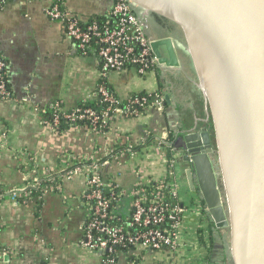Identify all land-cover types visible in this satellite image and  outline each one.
<instances>
[{
	"label": "crops",
	"instance_id": "crops-1",
	"mask_svg": "<svg viewBox=\"0 0 264 264\" xmlns=\"http://www.w3.org/2000/svg\"><path fill=\"white\" fill-rule=\"evenodd\" d=\"M50 1L9 0L0 9V56L10 92L9 99H0V264H99L97 254L81 244L89 215L82 173L58 175L59 185L45 188L40 197L11 190L43 173L64 171L73 159H100L128 144L138 148L118 151L101 170L116 188V214H129L137 183L164 179L171 170L184 209L172 264H230L227 232L214 226L202 199L190 188L182 161L183 134L206 128L208 110L180 31L141 12L149 37L170 38L178 65L144 75L132 68L107 74L118 99L159 90L165 97L163 110L147 107L135 116L118 115L104 131L71 127L57 132L43 112L56 103L65 111L80 101H94L100 62L94 51L79 50L59 20L46 16ZM63 5L85 23L109 17L112 0H64ZM158 52L167 58L165 46ZM163 141H170L172 151L159 143ZM164 153L173 160L172 167ZM166 254L142 251L138 259L163 264ZM119 264H125L124 257Z\"/></svg>",
	"mask_w": 264,
	"mask_h": 264
},
{
	"label": "water",
	"instance_id": "water-1",
	"mask_svg": "<svg viewBox=\"0 0 264 264\" xmlns=\"http://www.w3.org/2000/svg\"><path fill=\"white\" fill-rule=\"evenodd\" d=\"M128 1L180 31L212 126L182 136L188 183L227 228L230 264H264V0ZM151 50L178 65L170 38Z\"/></svg>",
	"mask_w": 264,
	"mask_h": 264
},
{
	"label": "built area",
	"instance_id": "built-area-1",
	"mask_svg": "<svg viewBox=\"0 0 264 264\" xmlns=\"http://www.w3.org/2000/svg\"><path fill=\"white\" fill-rule=\"evenodd\" d=\"M7 1L9 0H0V9ZM63 3L64 0H51L45 9V14L50 19L62 23L66 35L76 42L81 52L84 53L91 47L95 48L92 51L100 62L99 78L106 77L108 70L121 69L125 63L135 65V70L140 75L164 65L159 63L151 50L153 38L146 32L141 11L128 0H112L109 15L111 20L107 19L101 24L90 22L84 26L65 9ZM4 68L5 62L0 56V99L7 100L10 98V92ZM96 94L109 104L103 111L96 113L89 107L84 109L76 107L69 113L62 110L63 117L70 121L87 119L91 123L92 130H100L97 127L107 124L108 118H115L118 115L135 116L147 107L157 110H163L165 107V97L159 91L153 93L152 102L148 104L145 97L129 100V104L137 105L141 108L140 111L130 110L128 106L125 108L113 106L118 104V101L101 84H97ZM53 110L51 127L56 130L57 114L61 111L58 103L53 105ZM159 143L166 145L168 150L172 151L170 141ZM113 156L114 154L106 159H82L84 164L71 169L66 168L63 174L64 177H70L74 173L84 175L86 187L82 197L88 205L89 215L83 227L82 246L98 255L99 264H115L111 253L118 246L133 247L130 256L136 258L140 257L142 251H167L166 261L163 264H172L180 247L181 217L184 211L177 198L178 185L173 171L170 170L164 179L137 183L133 191L130 212L118 224L117 221L113 222L112 213L114 207L112 203L117 199L118 194H113V184L106 182L101 175L102 168ZM163 156L172 167L173 160H167L166 153ZM43 174L42 176L49 182L54 181L46 173ZM38 182L39 177H34L28 185L12 189L11 192L26 196L29 193L28 189L35 187ZM2 195L0 188V198ZM127 264L137 263L129 261Z\"/></svg>",
	"mask_w": 264,
	"mask_h": 264
},
{
	"label": "trees",
	"instance_id": "trees-1",
	"mask_svg": "<svg viewBox=\"0 0 264 264\" xmlns=\"http://www.w3.org/2000/svg\"><path fill=\"white\" fill-rule=\"evenodd\" d=\"M107 19H110V17H102V18H94V19H91L90 21L88 22H81L79 20V23L80 25L84 26L86 23H90V22H96L98 24H101L103 22H105ZM111 20V19H110ZM111 23V22H110ZM93 49H95L94 47L92 48H88L84 51V54L88 53L89 51H92ZM83 53V51H82ZM135 69L136 66L133 65V64H130V63H125L124 66L119 69V70H125V69ZM156 69V68H155ZM155 69H151V70H155ZM151 70H148L151 71ZM110 71H113V70H108L107 71V74L110 72ZM115 71V70H114ZM136 71V70H135ZM140 75V74H138ZM142 75V74H141ZM144 75V74H143ZM97 84H101L102 86H104L107 91H109L113 97L118 101L117 103L118 104H113L114 105H117L118 107H122V108H125L128 106V108L130 110H141L140 107H138L137 105L135 104H129V100L133 99V98H141V97H145L147 100V104L152 102V95L154 92L156 91H153V92H138V93H134L132 94L129 98L125 99V100H120L116 97V95L113 93V91L111 90L109 84H108V81H107V76L106 77H101L98 79L97 81ZM96 91V89H95ZM159 90H157L158 92ZM161 92V91H159ZM109 104L107 102H104L102 100V97L100 95H95V99L94 101L92 102H87V101H80L78 102L73 108L69 109V110H65V113H69V112H72L76 107H79V108H92L96 113H100L101 111H103ZM59 108H60V104H59ZM143 110V109H142ZM141 110V111H142ZM53 114H54V110H53V106L50 107L49 109H46L44 112H43V116L44 118L46 119V121L48 122V124L51 126L52 125V120H53ZM63 112L62 110L61 111H58V114H57V118H58V125L56 127V131L57 132H62L68 128H71V127H82V128H92L91 126V123L89 122V120L87 119H76V120H73V121H70L68 120L67 118H64L63 117ZM114 117H111V118H108L106 121H107V124L113 119ZM107 124L105 125H102V126H99L97 127V129H100L101 131H104L107 127ZM100 125V124H99ZM206 129L209 130L210 132L212 131V126H211V122H210V119L208 118V121L206 123ZM173 137L169 136V139L171 140ZM213 143V142H212ZM138 148V146H133V145H123L121 147H116L110 154H108L107 156L105 157H102L101 159H106L108 157H110L111 155L113 154H116L118 151H121V150H126V151H135L136 149ZM84 164L82 162V159H73L71 160L70 162V166L67 167V169H71L77 165H82ZM66 169V170H67ZM65 170L64 171H61L57 174H49V177L50 178H53L54 181L53 182H49L47 180L46 177L44 176H40L39 177V182L38 184L35 186V187H32V188H29L28 191L29 193L27 194V196H22L23 197H40L44 191L45 188L47 187H52V188H56V186H58L60 183V178L59 176H62L64 174ZM59 175V176H58ZM149 191V189L147 190V192ZM1 192H3V190H1ZM113 194H117V191H116V188L113 187ZM117 200H118V197L117 199L114 201L113 200V215H114V220L113 222L116 223L115 221H117L118 224H120V222L123 220L124 216H119L116 214V203H117ZM119 219V220H117ZM131 249H133V247L131 246H118V247H115V250L113 253H111V256L114 258L115 260V264H119V260L120 258H123L124 257V261H125V264H127L129 261H134L135 263H139L140 262V259L136 258V257H133V256H130V252H131ZM105 255V254H104ZM98 256V255H97ZM99 258V257H98ZM43 264H48L46 262H43Z\"/></svg>",
	"mask_w": 264,
	"mask_h": 264
},
{
	"label": "rangeland",
	"instance_id": "rangeland-1",
	"mask_svg": "<svg viewBox=\"0 0 264 264\" xmlns=\"http://www.w3.org/2000/svg\"><path fill=\"white\" fill-rule=\"evenodd\" d=\"M224 230H226V232H227V228H224ZM227 234V233H226Z\"/></svg>",
	"mask_w": 264,
	"mask_h": 264
}]
</instances>
